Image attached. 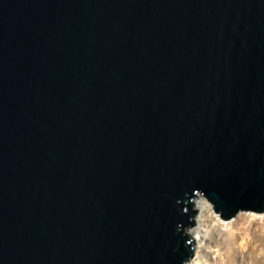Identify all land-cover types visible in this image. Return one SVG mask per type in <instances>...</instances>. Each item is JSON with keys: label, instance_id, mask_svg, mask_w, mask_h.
Instances as JSON below:
<instances>
[{"label": "water", "instance_id": "1", "mask_svg": "<svg viewBox=\"0 0 264 264\" xmlns=\"http://www.w3.org/2000/svg\"><path fill=\"white\" fill-rule=\"evenodd\" d=\"M197 192L264 208V0H0V264H185Z\"/></svg>", "mask_w": 264, "mask_h": 264}, {"label": "bare ground", "instance_id": "2", "mask_svg": "<svg viewBox=\"0 0 264 264\" xmlns=\"http://www.w3.org/2000/svg\"><path fill=\"white\" fill-rule=\"evenodd\" d=\"M193 198L194 199H192L191 203H194V207H199V209H201L199 215L195 218L198 226L193 231L198 239L201 250L197 252V249H195L198 254L189 259L186 264L218 263L222 254L220 253L221 248L223 250L225 249L228 254L234 251L239 252L243 259L246 258L245 250L247 251L248 256H250V254H255V258H258V254H260L259 251L261 249L259 246L262 244L264 239V226L260 227L254 223V221H256V217H253L250 213H244L241 209L230 218L231 220L227 225H223L219 222L216 215H213L211 212V206L209 203L201 197L197 198L196 194ZM204 211L206 213H204ZM246 222L249 225L254 224L257 226V229H253V236H250L248 232L245 234L244 229ZM239 225L243 226L240 227ZM259 233H261V235H259ZM224 235L226 236L224 237ZM202 244L203 247H201ZM207 254L210 255L211 260L208 256H206ZM253 264L261 263L259 260H255Z\"/></svg>", "mask_w": 264, "mask_h": 264}, {"label": "rangeland", "instance_id": "3", "mask_svg": "<svg viewBox=\"0 0 264 264\" xmlns=\"http://www.w3.org/2000/svg\"><path fill=\"white\" fill-rule=\"evenodd\" d=\"M196 197L197 198H203V196H202V194L201 193H199V192H197L196 193ZM194 199V198H193ZM203 200H205L204 198H203ZM195 201V200H194ZM207 203H209L207 200H205ZM192 202V201H191ZM210 204V203H209ZM210 206H211V204H210ZM192 210H193V213H192V215L190 216V220H191V224H189L187 227H186V230H185V233L186 234H188V236L191 238V240H192V243H193V248H192V255H191V257L189 258V259H191L192 257H194V256H196V254H198V253H196V251H195V249H197V252L199 251V250H201L200 249V244L198 243V239L196 238V236H195V233H193V231H194V229L198 226V224L196 223V221H195V218L199 215V213H200V210L201 209H199V207H194V203H192ZM244 213L246 212V214L247 213H250V214H252L253 215V217H256V221H254V223L256 224V225H259L260 227H263L264 226V208L261 210V211H258V212H256V213H252V212H249V211H246V210H242ZM211 212L213 213V215H216V217L218 218V220H219V222L221 223V224H223V225H227L228 223H229V221L231 220L230 218L232 217V216H234V214L230 217V218H227V219H225V220H223L219 215H218V213L216 214V212H213L212 211V206H211ZM204 213H206L205 211H204ZM208 213V212H207ZM240 227L241 226H243V225H239ZM248 229H247V228ZM190 229V230H189ZM205 229V228H204ZM253 229H257V226H255L254 224H252V225H249L247 222L245 223V229H244V231H245V234L248 232L249 233V235L250 236H253V234H254V232H253ZM259 235H261V233H259ZM226 235H224V237H225ZM263 237H264V235H263ZM212 244H214L213 242H211ZM222 245V244H221ZM201 247H203V244H202V246ZM220 247V246H219ZM261 249H260V251H259V253L260 254H258L259 256H258V258H255V254H250V256H248L247 255V251L245 250V253H246V258L245 259H243V257H241V255H240V253L239 252H232V253H230V254H228L227 252H226V250L224 249H222L221 248V250H220V253H222L221 254V259H220V261H218V263H215V264H253V262L255 261V260H259L260 261V263L261 264H264V239H263V242H262V244L259 246ZM202 254H206V253H202ZM206 256H208L209 258H210V260H211V257H210V255H206ZM207 257V258H208ZM188 259V260H189ZM187 260V261H188ZM217 260H219V259H217ZM246 260V261H245ZM186 261V262H187ZM186 264V263H185Z\"/></svg>", "mask_w": 264, "mask_h": 264}]
</instances>
